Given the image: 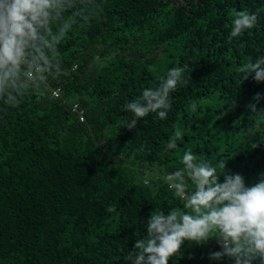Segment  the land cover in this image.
Instances as JSON below:
<instances>
[{"label":"trees","instance_id":"obj_1","mask_svg":"<svg viewBox=\"0 0 264 264\" xmlns=\"http://www.w3.org/2000/svg\"><path fill=\"white\" fill-rule=\"evenodd\" d=\"M79 8L44 94L0 103V264H130L146 231L141 218L181 207L156 175L180 167L185 150L246 182L264 172V117L246 107L264 82L240 72L264 55V0H84ZM244 9L257 23L230 38ZM181 66L189 82L170 94L167 117L151 112L126 127V102ZM182 247L179 264H218L207 258L219 250L215 238Z\"/></svg>","mask_w":264,"mask_h":264},{"label":"clouds","instance_id":"obj_2","mask_svg":"<svg viewBox=\"0 0 264 264\" xmlns=\"http://www.w3.org/2000/svg\"><path fill=\"white\" fill-rule=\"evenodd\" d=\"M84 0H0V103L18 105L26 94L48 88L50 75L60 69V44L78 22ZM257 13L240 10L232 20L230 38L238 37L257 23ZM244 79L264 82V55L250 56L240 65ZM184 66L170 67L154 88L126 102L132 114L125 126L135 128L151 112L165 119L171 108L170 94L188 83ZM256 93L247 104L250 113L264 117ZM235 106V101L232 102ZM177 131L167 147L175 149ZM180 167L161 169L156 179L166 184L181 207L159 208L141 218L144 235L135 239L130 264H179L182 245L204 246L215 238L219 250L208 252L218 264H264V172L255 182H246L225 164L198 158L185 150ZM221 177L223 179H221Z\"/></svg>","mask_w":264,"mask_h":264},{"label":"built area","instance_id":"obj_3","mask_svg":"<svg viewBox=\"0 0 264 264\" xmlns=\"http://www.w3.org/2000/svg\"><path fill=\"white\" fill-rule=\"evenodd\" d=\"M53 95H54L55 97H58V96H59V91H55V92L53 93ZM72 107H73V111H74L75 113H77V115H78L80 121H81V122H84V121H85V112H84V110L80 107V105H79L78 103H75Z\"/></svg>","mask_w":264,"mask_h":264}]
</instances>
